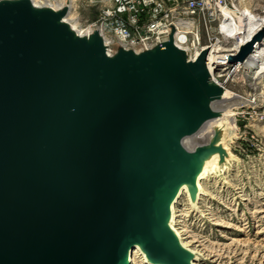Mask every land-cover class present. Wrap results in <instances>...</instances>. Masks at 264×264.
<instances>
[{
  "label": "water",
  "instance_id": "obj_1",
  "mask_svg": "<svg viewBox=\"0 0 264 264\" xmlns=\"http://www.w3.org/2000/svg\"><path fill=\"white\" fill-rule=\"evenodd\" d=\"M63 3L0 0V264H130L136 246L152 264H192L168 222L205 151L182 142L223 92L209 91L208 50L190 60L175 45L194 26L149 46L108 44L95 25L75 37Z\"/></svg>",
  "mask_w": 264,
  "mask_h": 264
},
{
  "label": "rangeland",
  "instance_id": "obj_2",
  "mask_svg": "<svg viewBox=\"0 0 264 264\" xmlns=\"http://www.w3.org/2000/svg\"><path fill=\"white\" fill-rule=\"evenodd\" d=\"M95 1L74 0L70 19H76L82 28L92 24L99 14L100 5L94 7ZM228 8L230 17L224 14L225 20L216 22L215 27L216 42L222 43L221 46L251 41L264 31V0H228ZM206 38L202 32L201 45L205 47L209 44ZM258 44L264 45V35ZM226 63L224 69L234 65ZM258 68L259 64L234 74L233 70L228 74L218 69L227 75L220 82L238 96L223 104L235 114L237 127L230 151L239 162L226 168L222 177L211 172L202 179L205 192L196 208L185 192L175 204L174 227L184 231L186 242H194L192 248L226 253L221 262L212 258L200 264H264V77L256 79ZM204 142L203 138L193 140L191 145ZM132 264L145 263L134 256Z\"/></svg>",
  "mask_w": 264,
  "mask_h": 264
},
{
  "label": "bare ground",
  "instance_id": "obj_3",
  "mask_svg": "<svg viewBox=\"0 0 264 264\" xmlns=\"http://www.w3.org/2000/svg\"><path fill=\"white\" fill-rule=\"evenodd\" d=\"M30 1L34 9H41L44 7H48L56 12H58L59 10L65 7L63 6L64 4L63 2L65 3L67 2V0H61V1L39 0L38 2H36L35 0H30ZM68 1L71 3L69 7L70 9H68L69 12L67 15L62 16L60 18V22L67 24L69 29L74 33L75 37L88 39L89 36H91L93 29L90 27V25L82 28L80 25H77L78 21L76 19H70L72 10L74 9V2H73L74 0H68ZM222 11H223V16L221 17V20L224 21L225 20L224 14H226L225 16L227 18L230 17L229 13H231V10L225 8L222 9ZM189 27H185L186 30H190V29L192 30V28ZM260 32H258L256 36H258ZM184 33H180L176 37V39L174 40L175 45L178 48L182 49L186 53L187 59L190 60H196L200 56L202 51L207 49L208 54L206 58V64L211 76L209 91L210 93L211 92L216 93L217 88L223 89V92L219 93L217 97L208 96L203 99V104L208 105L212 109L213 117L207 120L197 133H195L192 136H188L184 138L182 142L186 149L198 150L197 148L202 147L203 149L204 147L205 150L202 160L200 162V170L196 176V182H195L196 189L194 191H191L185 183L182 184L174 201L170 206V220L168 222L170 228L178 237L181 245L192 254L191 263L200 264L204 259L211 260L212 258L213 259L215 258L214 261L218 262L223 259L226 253L223 252L222 250H217V249L210 250L205 248L204 246L202 250H197L195 248H192L193 247L192 244H194V242H186L185 241L186 238L183 235L184 231L180 232L178 229L174 227L175 219H176L175 204L178 202V199L182 196L183 192H185L186 195L189 197L192 207L196 208V204L200 199V196L205 192L204 188L201 185V182L203 181L202 179L211 172H216L217 176L222 177L223 172L226 171V168H231L233 163L239 162V159L236 158L230 151V143L234 137L235 130L237 127L236 118L234 119L235 114L232 113L231 107L225 108L224 105L225 102L233 100L234 98H238V96L233 92H230L228 88L224 87L223 86L224 84L220 82V79H224L225 77H227V75L223 74L222 72H219L218 69L221 70L223 69V71L224 72L226 71V73L228 74L233 70L232 73L234 74L237 72H241L242 69H244L245 67L251 69L255 67L257 64H259V68L257 69L256 79L263 78L264 77V45L262 46L256 43V46L258 47L257 50H254L255 52H253L247 58V60H245L246 61L245 64L243 62H239L233 65L230 63V57L236 55L240 51V48L243 45L253 41L256 38V36H254L253 40L251 41L250 39L244 40L242 42L239 40V42L236 43V45H232V46H221L222 43H219V41H217L216 43L213 44L211 43V46L207 48L205 46H202L201 43H199L201 38L195 26H194V30L192 32H189L191 34H187V32L185 31ZM103 34L106 39V43L112 44L113 38L106 36L104 32ZM120 44L124 46L129 45L126 43H120ZM146 44L147 46H149V43ZM108 55H112V52L110 50H108ZM228 61L233 66H231V68L229 69L228 68L224 69V67L227 64L226 62ZM216 70L218 72L215 73ZM204 132H206L207 134H205ZM200 134H205V135L200 136ZM202 138L205 139L206 142L202 144H197L195 146L191 145V142L193 140H198ZM134 256H138L139 258H141V261L145 264H152L138 246H136L134 250L130 252V256H129L130 264H132L134 260Z\"/></svg>",
  "mask_w": 264,
  "mask_h": 264
},
{
  "label": "built area",
  "instance_id": "obj_4",
  "mask_svg": "<svg viewBox=\"0 0 264 264\" xmlns=\"http://www.w3.org/2000/svg\"><path fill=\"white\" fill-rule=\"evenodd\" d=\"M94 3V7L100 5L99 14L90 25L102 28L106 36L121 43L141 41L150 45L169 25H193L201 40L202 32L205 33L207 48L216 43V22L223 16L222 9L228 8V0H96Z\"/></svg>",
  "mask_w": 264,
  "mask_h": 264
}]
</instances>
